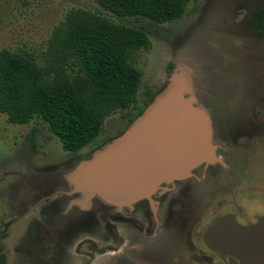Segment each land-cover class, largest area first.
<instances>
[{"label":"rangeland","instance_id":"rangeland-1","mask_svg":"<svg viewBox=\"0 0 264 264\" xmlns=\"http://www.w3.org/2000/svg\"><path fill=\"white\" fill-rule=\"evenodd\" d=\"M70 7L87 9L144 31L150 44L146 50L138 51L134 62L142 73L138 94L145 87L153 95L158 94L168 83L170 71L166 65L182 63L191 78L196 102L208 118L212 142L213 121L224 122L226 129L252 133L259 126L246 107L252 101L250 95L244 93L241 97L221 91L218 71L221 0H189L179 19L163 23L142 16L119 18L93 0H0V49L27 50L41 58L52 27ZM203 80L207 81V88H202ZM230 85L232 88V82ZM126 112L127 109L117 110L107 115L101 136H110L111 140L122 134L128 126ZM33 133L38 137L37 147L31 145ZM69 154L43 122L13 124L0 113V244L4 264L82 263L70 258L66 251L76 248L79 237L92 233L93 204L103 202L93 197L88 208L64 213L59 209L63 200L57 194L50 197L49 191L54 187L64 183L67 188L61 174L75 164L74 161L69 165ZM250 170L254 179L264 178V159L253 162ZM80 243L83 245L79 249L90 245ZM124 245L119 252L106 254L112 256L107 263L94 262L125 264L120 256Z\"/></svg>","mask_w":264,"mask_h":264},{"label":"flooded vegetation","instance_id":"flooded-vegetation-1","mask_svg":"<svg viewBox=\"0 0 264 264\" xmlns=\"http://www.w3.org/2000/svg\"><path fill=\"white\" fill-rule=\"evenodd\" d=\"M218 32L221 91L250 95L246 107L259 126L252 133L213 121L219 162L198 164L187 177L161 183L148 198L130 207L93 204L92 233L79 237L76 248L67 249L70 258L80 264L107 263L112 256L106 254L119 252L124 243L120 256L125 264H241L211 248L203 235L223 215H232L241 225L264 218V178L254 179L250 170L253 162L264 159V0H221ZM206 85L203 80L202 88ZM72 162L71 158L69 165ZM54 189L49 195L57 192L64 213L80 208H67L76 194L60 192L64 183ZM80 242L90 245L79 249Z\"/></svg>","mask_w":264,"mask_h":264},{"label":"trees","instance_id":"trees-1","mask_svg":"<svg viewBox=\"0 0 264 264\" xmlns=\"http://www.w3.org/2000/svg\"><path fill=\"white\" fill-rule=\"evenodd\" d=\"M93 1L119 18L163 23L179 19L189 0ZM149 44L141 29L70 7L52 27L41 58L27 50L0 49V113L13 124L43 122L74 161L85 158L110 139L101 136L107 115L127 109V125L153 98L148 87L138 94L142 73L134 66L138 51ZM31 138L37 147V135Z\"/></svg>","mask_w":264,"mask_h":264},{"label":"water","instance_id":"water-1","mask_svg":"<svg viewBox=\"0 0 264 264\" xmlns=\"http://www.w3.org/2000/svg\"><path fill=\"white\" fill-rule=\"evenodd\" d=\"M169 71L166 86L122 134L62 172L67 188L60 192L76 194L67 208H88L93 197L117 208L130 207L161 183L187 177L198 164L220 161L186 67L177 63ZM203 238L241 264H264V218L241 225L232 215H223Z\"/></svg>","mask_w":264,"mask_h":264}]
</instances>
